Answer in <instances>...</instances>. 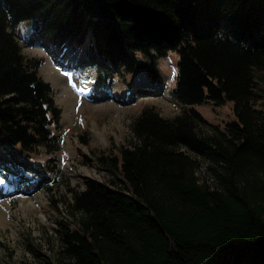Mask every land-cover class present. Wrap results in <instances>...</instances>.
Instances as JSON below:
<instances>
[{
  "label": "trees",
  "instance_id": "obj_1",
  "mask_svg": "<svg viewBox=\"0 0 264 264\" xmlns=\"http://www.w3.org/2000/svg\"><path fill=\"white\" fill-rule=\"evenodd\" d=\"M24 21L30 43L63 47L90 33L88 46L125 73L143 54L154 83L158 59L178 54L169 94L187 110L167 119L144 107L135 140L103 157L111 177L74 193L81 216L59 230L67 264H264V111L251 105L264 0H0V165L11 172L52 146L61 112L40 60L17 43ZM228 100L234 119L222 127L188 106ZM182 147L209 160L211 183Z\"/></svg>",
  "mask_w": 264,
  "mask_h": 264
},
{
  "label": "rangeland",
  "instance_id": "obj_2",
  "mask_svg": "<svg viewBox=\"0 0 264 264\" xmlns=\"http://www.w3.org/2000/svg\"><path fill=\"white\" fill-rule=\"evenodd\" d=\"M27 27L26 21L15 26L21 32L20 37H29ZM7 29L13 31L10 24ZM43 41L42 45H26L17 38L27 59L40 60L38 71L50 84L61 110L59 123L58 126L50 125L52 146L38 145L27 157L32 166L41 169L43 183L37 178L36 183L21 189H13L12 184L11 191L0 195V209L5 214V221L0 223V264H45L58 257L62 259L60 264H67L68 259L60 256L59 230L62 220L81 216L73 207L74 193L84 189L87 181L102 182L111 177L103 157L114 156L119 146L135 140L131 123L144 107H153L167 119L187 110L169 94L177 74L178 54L174 49H169L165 57L158 59L159 82L156 84L140 59L143 54H137L138 66L131 73L111 68L102 74L100 63L91 62H83L85 69L77 72L62 66L60 55L63 53L62 59L66 60L72 54L87 51V38L82 44L74 40L76 45L66 48L50 46L46 38ZM84 70L90 77H82ZM137 75L143 78L137 80ZM70 78H77L82 84L92 82L94 85L95 82V92L99 81L104 80L105 87L93 100L86 101L74 93L68 83ZM125 88L131 89L132 93L126 96ZM253 91L251 105L255 113L260 114L264 111V69L254 70ZM188 106L221 127L234 119L230 100L220 105L203 102ZM206 123L197 122L198 133L211 132ZM182 149L196 157L198 168L195 173L199 180L211 183L207 172L209 160L185 147ZM0 179L12 183V178L1 173ZM3 184H0V190L5 189Z\"/></svg>",
  "mask_w": 264,
  "mask_h": 264
},
{
  "label": "bare ground",
  "instance_id": "obj_3",
  "mask_svg": "<svg viewBox=\"0 0 264 264\" xmlns=\"http://www.w3.org/2000/svg\"><path fill=\"white\" fill-rule=\"evenodd\" d=\"M4 192H1L0 195H4ZM5 221V214H2V211L0 209V223H3Z\"/></svg>",
  "mask_w": 264,
  "mask_h": 264
},
{
  "label": "snow or ice",
  "instance_id": "obj_4",
  "mask_svg": "<svg viewBox=\"0 0 264 264\" xmlns=\"http://www.w3.org/2000/svg\"><path fill=\"white\" fill-rule=\"evenodd\" d=\"M4 183V180L3 179H0V184H3Z\"/></svg>",
  "mask_w": 264,
  "mask_h": 264
}]
</instances>
